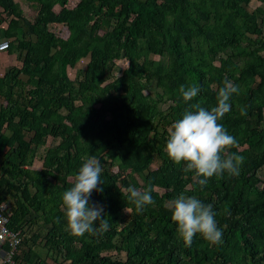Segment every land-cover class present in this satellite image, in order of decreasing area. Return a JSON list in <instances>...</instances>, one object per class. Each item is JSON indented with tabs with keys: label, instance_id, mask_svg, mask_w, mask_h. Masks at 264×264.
Segmentation results:
<instances>
[{
	"label": "trees",
	"instance_id": "obj_1",
	"mask_svg": "<svg viewBox=\"0 0 264 264\" xmlns=\"http://www.w3.org/2000/svg\"><path fill=\"white\" fill-rule=\"evenodd\" d=\"M26 1L40 6L41 27L14 0H0V25L6 24L0 42L8 43L3 53L20 63L0 77V203L11 202L9 227L22 235L15 259L20 264H264V181L257 176L264 167V107H256L264 103V14L245 10L252 0H78L67 10L69 0ZM104 21L112 27L102 36ZM48 25L65 26L67 38L54 39ZM84 58L85 68L71 80L68 69ZM120 60L126 68L114 77ZM225 79L240 93L231 97V110L220 123L237 139L231 151L244 162L239 175L225 173L200 188L183 162L168 158L165 145L171 124L191 104L215 105ZM193 84L200 92L186 103L179 89ZM242 107L246 116L240 115ZM40 147L45 153L40 168L33 169L29 159ZM88 156L104 165L103 192L94 191L89 203L104 207L109 230L75 236L66 228L62 194L72 186L67 178ZM154 158L159 165L152 169ZM128 168L142 189L151 187L155 201L139 213L124 191L131 183L120 170ZM163 186L170 190L160 193ZM180 194L213 206L222 243L213 246L197 234L185 246L166 207ZM28 225L46 228L48 261L22 249L41 236L25 240ZM108 250L123 259L106 255Z\"/></svg>",
	"mask_w": 264,
	"mask_h": 264
},
{
	"label": "clouds",
	"instance_id": "obj_2",
	"mask_svg": "<svg viewBox=\"0 0 264 264\" xmlns=\"http://www.w3.org/2000/svg\"><path fill=\"white\" fill-rule=\"evenodd\" d=\"M179 92L187 103L198 96L200 88L194 84L182 85ZM239 93V86L225 79L217 90L214 106L209 109L198 102L193 103L182 118L170 126L165 152L175 164L183 162L185 172L195 174L200 188H204L210 178H222L225 173L235 177L240 173L244 157L231 151L238 147V141L220 123L231 110V97ZM240 115H247V107L240 109ZM102 172L103 166L96 157L84 158L72 178V186L62 194L66 228L75 236L103 234L109 230L104 207L89 203L94 191L103 192ZM124 191L138 213L146 205L155 203L150 186L142 189L130 185ZM166 207L171 211V219L185 246L190 247L197 234L213 246L222 243V229L218 227L211 204H203L194 195L180 194L168 200Z\"/></svg>",
	"mask_w": 264,
	"mask_h": 264
},
{
	"label": "rangeland",
	"instance_id": "obj_3",
	"mask_svg": "<svg viewBox=\"0 0 264 264\" xmlns=\"http://www.w3.org/2000/svg\"><path fill=\"white\" fill-rule=\"evenodd\" d=\"M17 3L19 4L21 10L23 11L24 16L31 21L32 23L39 25V27L42 26L41 23H39V17L41 16V12H40V6L34 2H29L26 0H16ZM78 0H69L68 4L66 5L65 10L73 8L75 6V4L77 3ZM245 10L248 13H252L255 10H258L259 12H262L264 14V0L263 1H255L252 0L250 2V4L248 6L245 7ZM54 11L56 13H61L60 12V8L59 7H55ZM263 22H264V18H263ZM263 25V31H264V24ZM111 25L108 22H103L102 23V29L100 31V35L104 36L108 31H110L111 29ZM47 30L48 32L51 34V36L56 39V40H65L68 36V32L65 26L63 25H48L47 26ZM47 38V37H44ZM34 39V38H33ZM2 55V54H1ZM153 60H160L163 64H166V59L165 58H159L156 56H151L150 57ZM88 59L84 58L82 59L79 63H77L76 67L74 69H68V76L69 78L72 80L74 79L75 75H76V71L79 69H84L86 64H87ZM15 66H20V63L15 62ZM126 68V62L123 60H120L116 63V66L113 70V75L114 77H118L120 75V72L122 69ZM31 69H36L34 66L31 67ZM147 82V80H142V84H145ZM264 107V103H257L256 107ZM166 106H163V108H165ZM255 107V106H254ZM170 130V129H169ZM9 135V133H8ZM45 153V147H40L38 150L33 151L29 161L33 162V169H39L40 168V162L44 156ZM105 160V158H104ZM102 164V161H100ZM159 165V160H157V158H154V161L152 163L151 168L154 169ZM27 166H31L27 165ZM102 166L104 167V165L102 164ZM111 170H113L114 172H118L117 167H113L111 168ZM120 174L122 175V177H125L128 179V181L131 183L132 186H135L137 188H141V180L140 178L131 170V169H122L120 170ZM257 176L259 177V179L261 181H264V167L259 170L257 172ZM68 181L72 182V177H68L67 178ZM170 190V187L168 186H163L162 189L158 190L160 193H164ZM11 202L7 203V206H10ZM28 219L32 222L35 221V216L30 215L28 216ZM24 239L27 240L28 238L32 237L34 234L37 235H41L38 236L39 240H37L35 245H30L29 246H24L22 247V249L24 251H27L28 248H30L40 259H46V261H48V257L51 255V249L49 247V237H48V233L46 228L43 226V228L39 229L37 225H28L25 226L24 228ZM105 252V251H104ZM106 255H111L113 258H119V259H123L124 255L120 254L119 256L116 255V253L114 252V250H108L105 252ZM17 262H19L20 264V260H16ZM50 263V261H49Z\"/></svg>",
	"mask_w": 264,
	"mask_h": 264
},
{
	"label": "built area",
	"instance_id": "obj_4",
	"mask_svg": "<svg viewBox=\"0 0 264 264\" xmlns=\"http://www.w3.org/2000/svg\"><path fill=\"white\" fill-rule=\"evenodd\" d=\"M7 49L8 43L0 42V56ZM10 216L8 206L0 203V264H19L15 258L20 252L22 235L20 231H14L9 227Z\"/></svg>",
	"mask_w": 264,
	"mask_h": 264
},
{
	"label": "crops",
	"instance_id": "obj_5",
	"mask_svg": "<svg viewBox=\"0 0 264 264\" xmlns=\"http://www.w3.org/2000/svg\"><path fill=\"white\" fill-rule=\"evenodd\" d=\"M14 1L17 3L16 0H14ZM0 12H1V9H0ZM0 28L1 29H5L6 28V24L0 25ZM15 62H16V60L14 58L13 59H11V58L8 59V57L5 55V53H3L1 55V58H0V77H2L6 72H8L11 67H14L15 66ZM1 102H2V100H0V103Z\"/></svg>",
	"mask_w": 264,
	"mask_h": 264
}]
</instances>
